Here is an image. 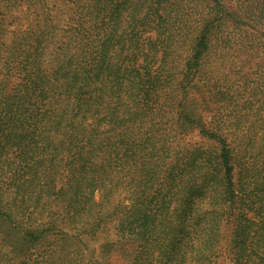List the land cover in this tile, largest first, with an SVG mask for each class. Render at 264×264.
Returning a JSON list of instances; mask_svg holds the SVG:
<instances>
[{
  "label": "trees",
  "instance_id": "trees-1",
  "mask_svg": "<svg viewBox=\"0 0 264 264\" xmlns=\"http://www.w3.org/2000/svg\"><path fill=\"white\" fill-rule=\"evenodd\" d=\"M187 1L62 0V27L58 0H0V264L81 256L108 226L81 264H264V151L195 98L215 45L264 39V0H203L189 28Z\"/></svg>",
  "mask_w": 264,
  "mask_h": 264
},
{
  "label": "rangeland",
  "instance_id": "rangeland-1",
  "mask_svg": "<svg viewBox=\"0 0 264 264\" xmlns=\"http://www.w3.org/2000/svg\"><path fill=\"white\" fill-rule=\"evenodd\" d=\"M49 4L53 0H46ZM203 0H188L185 4L187 9L183 13V17L188 22H185L184 27L192 26L194 20H198L201 13ZM53 10V7H57ZM51 16L54 20H58L62 27L68 24L65 5L62 0H58L57 4L51 6ZM36 22L35 16L30 13L25 7L17 10H10L5 14L6 34L4 39L6 44H10L13 38L21 31L27 30ZM186 29L181 32L182 36H186ZM184 37L176 41V45L181 48ZM222 45H215L211 50L201 69L199 80L202 83H207L209 92H196L195 98L205 97L209 100V106H216V99L219 100L220 115L226 122V128L238 131L247 132L246 138L240 136L238 143L244 144V140L253 141V148L264 151V69L258 70L257 65L264 64V39L249 41L245 37L231 41V44L223 49ZM201 85V84H200ZM222 93L217 97L214 95ZM200 101V100H198ZM214 105V106H213ZM6 229V225L0 221V230ZM114 233L111 227L99 232L96 239L90 241L86 251H83L81 256H67L63 250L64 243H56L52 249L45 264H71L70 260L77 261L76 264H81V260H89L90 262L100 261V247L106 243L114 241ZM16 245L22 242L17 236L14 237ZM56 247L58 248L56 250ZM217 264H229L225 256H220ZM31 264V263H30ZM107 264H115L111 261Z\"/></svg>",
  "mask_w": 264,
  "mask_h": 264
}]
</instances>
